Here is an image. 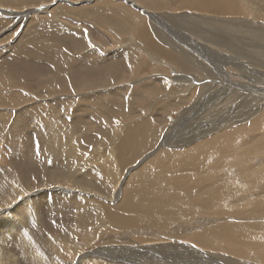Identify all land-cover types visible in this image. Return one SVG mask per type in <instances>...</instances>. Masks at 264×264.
Here are the masks:
<instances>
[{
    "label": "rangeland",
    "instance_id": "1",
    "mask_svg": "<svg viewBox=\"0 0 264 264\" xmlns=\"http://www.w3.org/2000/svg\"><path fill=\"white\" fill-rule=\"evenodd\" d=\"M42 1L44 0H0V60L7 59L13 64L11 66L0 62V108L6 111L19 109L60 111L62 121L69 123L70 129L74 131V134L65 136L82 135L79 142L69 144L66 140H62L65 136L48 138L41 137V134L37 133L34 135V144L38 143L34 146L32 155L44 157L43 153L46 149L42 141L58 139L59 142L49 144L51 152L55 154L64 152V155L68 156L70 166L78 172L79 176H86L89 182H106V185L81 190L80 186L55 182L45 175L34 177L30 187L18 184L23 179L29 178L27 171L38 159L25 155L14 142L7 131L11 120L9 118L5 134L0 140V221L4 224V232H0V255L14 259L12 264H264L262 260L264 259V212L260 214L257 212L264 208V205L256 207L252 202H248L254 198L264 201V192L260 186V183H264V173L248 172L236 175L233 169L225 171L227 174L223 176V179L226 185L223 186L227 187L226 192L232 194L238 191V197L247 200L244 203L238 202V206L218 204L220 209L218 207L198 210L194 209L195 205L187 206L171 191V195L167 194L159 207H163L174 216V223L155 222L152 219L145 221L143 236L142 238L138 236L140 239L124 238L121 232L149 210L123 209L116 206L118 199L124 195L125 187L129 186L128 180L133 178V170L141 165H147L145 169L152 171L151 166L161 161L162 167L158 169L159 173L177 176L175 185L177 180L184 176L196 175L198 178H205L201 185L194 188V195L187 196V191L181 190L183 200L188 201L187 198L193 199L196 196L201 199L206 198L213 191V185H219L221 182L220 171L208 165V158L218 160L221 164L229 160L240 162L241 158L246 156H249L250 161H254L252 152L259 153L260 150L252 146L259 140L264 141V134H257L254 142L248 144L246 148L242 141L246 135L238 136L237 127L236 132L229 137L231 147H228L221 155L219 152L223 149L214 150L205 138L216 126L238 119V109L234 114L225 110L234 106V102L238 103V90L242 85L253 83L256 86L253 88L255 91L264 87V82L257 81L264 76V57L256 62L238 61V56L224 52L228 60L222 72L215 64L214 57L209 54L210 42L204 38L200 41L204 34H210L206 29L202 31L203 33L199 32L201 35L197 36L186 27L180 28L183 34L188 33L186 35L188 39L184 36L182 41L175 36L179 26L174 28L167 26V29L161 22L157 23L161 24L162 37L169 36L174 39V42L168 46L170 50H167L169 53L167 57L145 46L144 41L138 37V27H129L126 32L123 27L119 30L114 25L113 35L109 34L107 29L98 28L90 18L80 15L81 9L89 8L100 15H107L113 23L129 26L136 11L131 5L129 10L127 8L129 5L122 2L123 0L119 2L98 0L95 3L94 0H55V3L50 0L44 5L37 6ZM134 1H138L143 6L138 9L146 15H144L145 20L138 18L136 21L143 28L145 22L153 19L145 11L144 4L139 0ZM163 3L166 6L160 3L157 6L158 9L153 12H167L168 14H163L165 20H162L166 23L185 24L186 20L182 16L185 13L189 16L188 23L193 19L217 18L214 14H204L205 11L199 7L183 6L178 3V0H163ZM115 5L117 9H114ZM112 8L113 12H109ZM232 8H235L234 5ZM186 9L189 10L184 11ZM123 11H127V16L122 15ZM235 13L220 15L218 19L220 21L234 20ZM258 20L264 28V17ZM54 22L56 27L50 26L46 31L43 30L44 26ZM73 28L87 30L90 40H93L92 42L89 40L87 48L99 50L98 54L103 59L102 64L97 66L98 70L102 71L89 82L91 85L88 83L90 88L81 89L76 93L73 90L70 91L61 81L65 74L59 71L57 73L53 68L58 62L64 63L67 60L62 51H59L57 55H51V61L48 62L54 65L47 64L50 71L52 69L55 72H50L49 77L56 78L57 83H51L42 78L27 77L30 70L24 71L23 64L32 57L30 49L36 41L41 39L42 34L55 40H58L59 36H65L68 41L72 40L71 29ZM246 40V48L254 52L250 41ZM173 43L184 53L190 54L196 65L176 64L171 58L177 54L172 49ZM127 44L141 47L139 51L129 53L126 58H118L115 53H119L124 45L128 46ZM11 47H13V53L7 51ZM43 50L45 52V49ZM212 50L217 52L215 47ZM77 52L79 51L70 52L69 56L78 58L80 54ZM111 54H115L112 56L116 58L109 59ZM28 63L31 64L30 61ZM85 66L87 67V65L82 66L81 63L78 65L80 69ZM182 66L185 67V72L181 70ZM208 71H212V74L203 76ZM224 77H228L227 82H234L237 88L228 87L227 83L222 84ZM88 94L93 97L107 98L110 95L114 97L109 108L100 107L101 118L81 116L75 112L77 108L85 106V101L81 100L80 96ZM225 94L227 97L223 96ZM74 97L75 99H72ZM156 102L167 108L164 125L160 123L159 115L150 112L151 104ZM217 102L219 107L215 105ZM67 110L71 113L68 114ZM154 118L159 122L155 124ZM61 123V121L58 122V125ZM108 123L112 125L107 126ZM118 125L120 127H117ZM130 125L132 126L128 127ZM124 128L126 133L123 136L142 142L146 147L126 159V165L121 168L120 175L112 167L98 170L101 164L95 161L94 154L102 153L104 150L101 146L106 145L105 137L122 136ZM116 130L118 133L115 132ZM260 132H262L261 129L258 130V133ZM23 141L24 138L19 139L18 144ZM178 143H181L180 149H182L180 160L174 155V149ZM67 146L73 147L66 154L64 148ZM82 150L88 152L87 161L89 162L85 164L76 162V156ZM127 156L125 153L124 158ZM50 159L54 158L45 159L44 164L40 166L48 165ZM202 167L212 173L197 169ZM94 175L97 178H94ZM176 186L181 189V185ZM72 194L77 195L78 199L71 197ZM227 201H230L229 197ZM21 206L26 207V211H22ZM87 209L99 210L114 224L105 226L103 219L95 216L87 223ZM130 214L138 215V217L130 218L128 216ZM201 215L204 219H213L214 222L194 224L188 221L189 218L198 219ZM233 221L239 225L250 226L249 231L252 230L254 233L251 231L247 233L252 235L251 238L254 240L244 239L243 243H237L230 249H219L202 242V237L207 236L208 232L220 223L227 224ZM179 224H184V229L192 232L190 234L192 238L189 236L187 239L168 238L174 232L182 231L183 226L179 227ZM245 225H243L244 228ZM95 231L99 232L94 234ZM217 239L221 241L222 247L227 245L225 240L220 237ZM139 240L143 241L139 242ZM143 249L150 254L143 252ZM257 252H260L262 259L257 260Z\"/></svg>",
    "mask_w": 264,
    "mask_h": 264
},
{
    "label": "bare ground",
    "instance_id": "2",
    "mask_svg": "<svg viewBox=\"0 0 264 264\" xmlns=\"http://www.w3.org/2000/svg\"><path fill=\"white\" fill-rule=\"evenodd\" d=\"M49 1L50 0H44L40 3V5H37V6H41V4L44 5L45 3ZM96 1L98 0H94L93 2L95 3ZM116 1L119 2V0H116ZM139 1L146 6L144 8L145 11H147L153 19L152 21L145 22L143 25V28L141 27V24L139 22L136 23V21L138 18L144 19L146 15L144 14L145 15L144 16L143 13L138 9L142 5H140L138 1H134V0H123L122 1V2H126L129 5L127 7L129 8V10H130V5H131L133 7L132 9L136 11V13H134V19L131 22V24H129V26H123L122 24H119V23H113L107 15L105 14L100 15L98 12L93 11L89 8L81 9L80 15L82 17L85 16V17L90 18V20L95 22L94 24L98 28L107 29V32L113 35H114V30H113L114 25H116L119 30L121 27H123L124 31L126 32L128 31L129 27H138L139 28L138 37H140L144 41L145 46L149 47V49L153 50L155 53L157 52L167 57L169 56V53L167 50H170L168 46L171 45V42H174V39H172L169 36L162 37L161 36V28H162L161 24L158 25L157 23L161 22L162 26L166 28L167 26H172L173 28L179 26V28H177L178 31L175 36L176 38L182 41H184V36L188 35V33L185 31H184L185 34L181 32L183 27H186L192 30L197 36L201 35L199 34V32L205 31L206 29V31H208L210 34L208 35L204 34L203 37H201L200 41H202L203 40L202 38H204L205 40L210 42L211 47L207 45L209 48V54H211L214 57L215 64L219 67V69L222 70V72L224 71L223 70V68H225L224 65L227 64V60H228L224 52H229L233 55L238 56V61L248 60L250 62H256L260 60L262 57H264V28L262 27V25L260 24V21L258 20L264 17V0H178V3H181L183 6L185 5L186 7H199L203 11H205L204 14H211V15L214 14L217 16V18L193 19L192 21L188 23L189 16L188 14L185 13L184 15H182L184 16V19L186 20L185 24L183 25H174V24H170L169 22L166 23L162 21V20H165V18L163 17V14H168L167 12H162V13L153 12L154 10L158 9L157 6L160 5V3L162 5H165L163 3V0H147L148 2H145L144 0H139ZM232 5H234L235 8H232ZM117 8L118 7L115 5L114 9H117ZM187 10L189 9H186L184 11H187ZM109 12H113V8L109 10ZM233 13H235L234 20L228 19L227 21H220L218 19L220 15L233 14ZM122 15L127 16V11H123ZM33 21L34 20L32 19L31 22L33 23ZM186 24L188 26H185ZM50 26L56 27V22L52 23L49 26H44L43 30L46 31ZM194 27L196 29H194ZM180 28L182 29L180 30ZM79 29L80 28L71 29L72 40L70 39L68 41L65 39V36L64 37L59 36V39L55 40V39H49L45 34H42L41 39L36 41L33 44V48L30 49L32 53V57L26 61L27 65L25 64L23 67L24 71H27L28 69L30 70L27 77L42 78L51 83H55L57 82V79L54 77L53 78L49 77L50 75L49 73L50 72L53 73L54 71L58 73L59 71L60 73L65 74V77L61 81L68 86L70 91L73 90L74 92L78 93L80 92L81 89H84V88L89 89L91 85L89 82H91L97 76L98 72L102 71L101 69L98 70L97 66H100L102 64L103 59L101 58L100 54H98L100 53L99 50L96 51L93 48H87L89 42L90 41L92 42L93 40H90L89 34L87 35L86 33L87 30H83V29L79 30ZM116 34L118 33L116 32ZM92 35H94V33ZM60 37H63V38H60ZM246 39L250 41V46L254 49V52H251L249 49L246 48V41H247ZM196 43L193 42L194 45ZM194 45H193L194 47L193 49L196 48ZM172 46H174L172 49L175 52H177V54L171 58L176 64L196 65V62L194 61V59L192 58L190 54L184 53L179 47H176L174 43ZM140 47H141L140 45H134V44L133 45L131 44L128 46L124 45V47L121 48L119 53H115V54L118 55L117 56L118 58H126L129 56V53L132 54L134 51H139ZM214 47L217 49L216 53L212 50ZM94 48L98 49V47H94ZM43 49H45V52ZM75 50L79 51L77 52L80 54L78 58L77 56H69L70 52H75ZM7 51H9L10 53H13V47L7 49ZM59 51H62L63 54L66 55L67 60L64 63L58 62L56 65H54L52 62H48V61H51V55L53 54L57 55ZM115 54H111L109 56V59H113L114 57L116 58V56H112ZM82 60H86V61H82ZM29 61L31 62V64L28 63ZM0 62L6 65L13 66L11 61L7 59L0 60ZM48 63L55 66V68H53L54 71H52V69L50 71V69L47 66ZM80 63L82 64V66L87 65V67L85 66L83 69H80L78 67ZM181 70L185 72V67L182 66ZM211 74H212V71H208V72H205L203 76L211 75ZM209 78L210 77H208L207 79ZM224 78L225 80L222 79L223 80L222 84L227 83L228 87L235 86V88H237L234 82L232 81L227 82L228 77H224ZM212 81L214 82V80ZM257 81L264 82V76L262 78H259ZM218 85H221V83H218ZM254 87L256 86H254L253 83L242 85L241 89L238 90V103L234 102L233 103L234 106H230V107L228 106L229 109H226L227 107H225L226 109L225 111L229 112L230 114H234L238 109V119H232V120H229L228 123L226 124L218 125L215 128L211 129L209 133L207 134L205 141H207L214 150L221 151L223 149L222 152H219L220 155L221 153H223V151H226L228 147H231V139L229 137L232 136L236 132L237 127H238V136L240 134L246 135V137L242 139V141H244L243 144L246 146V148L248 147L247 146L248 144L254 142V138L257 136V134H264V87L260 88V90H257V91L253 90ZM252 92L254 94H251ZM73 95H75V93ZM223 96L227 97L226 94ZM72 99H75V97ZM80 99L85 101V106L77 108L75 110L76 113L80 114L81 116L88 115L89 117H92V118H101L100 107L105 106L109 108L112 104V99H114V97L111 95L108 96L107 98H105L104 96L93 97L91 94H88L82 97L80 96ZM7 104L8 102L5 104V106ZM215 105H218L219 107V102L215 103ZM67 112L68 114L71 113V111L69 110H67ZM150 112L153 114L159 115L161 117L160 123L164 125V123L166 122V115H167L166 114L167 108L165 105L159 104L157 102L155 104H151ZM9 118H11V120H10V125L7 127V131L11 134V137L14 140V142L17 144L19 149L25 155L38 159V160L34 159L35 163L31 164L29 171H27V173L29 174L28 175L29 178L23 179L18 184L24 187H30L33 184L32 179L34 177L45 175L55 182H60L62 184L71 183L73 185L80 186L81 190H84L83 188L89 189L95 186L101 187V186L106 185V182H100V181L89 182L87 181L86 176H79L78 172L74 171L72 169V166H70L68 162L69 161L68 156H65L64 152L58 153V154L51 152L49 150L50 148L49 144L54 143V142L56 143L59 142L58 139L42 141V144L46 149L44 153L42 152L44 157L40 158L38 156L32 155L33 150L35 149L34 146H37V143H38L36 142V144H34L35 134L40 133L41 137H48V138L65 136L66 134H74V131L70 129L69 123H67L66 121H62L60 111L48 112L46 109H41V110H36V111H29L26 109H22V110L19 109L17 111H14V110L6 111V110H3V108L1 107L0 108V140L2 136L5 134V128L8 124ZM60 121L62 123L61 125H58V122ZM153 122L156 124L159 121H157L154 118ZM131 126L132 125L128 127H131ZM260 129L262 130V132L258 133V130ZM37 136L39 137V134ZM21 138H24V141L21 144H18V140ZM180 145L181 143H178V146L174 149V155L179 160H180V154L182 150L180 149L181 148ZM252 147L257 150H260L259 153L252 152L254 153L253 154L254 161L252 160L253 162L250 161L249 156L248 157L246 156L247 159L246 157L245 158L242 157L240 162L238 161L233 162L232 160H229L223 164H221L218 160L214 161L212 158L207 159V163L211 168L220 171L219 177L221 179V182L219 185L214 184L213 191L210 192L209 196L203 199L196 196L193 199L187 198L188 201H185L183 200V195L181 191V190L187 191V196L194 195L195 193L194 188L198 185H201L204 182L205 178L202 179L203 177L198 178L196 175H191V176H184L180 178L179 180H177L176 185H181V189L175 185L177 176L172 177L170 175H159V176H156V178L161 180L164 187H168L169 191L164 194L171 195L170 192L172 191L176 196L182 199V201H184L187 206L195 205L194 209L207 210L209 208H218L219 207L218 204H227V205L233 204L234 206H238V202L244 203L247 200L244 199L243 197H238V191H235L232 194L227 193L225 189L227 187L223 186L225 184V180L223 179V176L227 174L225 172V171H228L227 169L229 170L233 169L236 175L238 174L241 175V173H248V172L263 174L264 173V141L259 140L255 142V144ZM87 156H88V152L86 150L80 151L76 156V162L83 163V164L89 162L87 161ZM49 158H54V159H50L49 161L50 163L48 165L40 166L44 164L45 159H49ZM90 164L94 165L93 162H90ZM161 167H162L161 161H157V163L153 166L154 169H160ZM107 168H110V167H107ZM114 169L116 170V168ZM197 169L208 170L207 168H204V167L197 168ZM98 170H105V169H98ZM208 171L212 173L210 170ZM135 177L139 179V177L141 176H135ZM94 178H97V176L94 175ZM227 184H230V183H227ZM260 184H261L260 186L262 187V191L264 192V183H260ZM67 191L69 190L67 189ZM71 197L76 199L77 195L72 194ZM228 197L230 198L229 202L227 201ZM248 202L250 203L252 202L256 207H260L264 205V201H261L259 198H254L252 201H248ZM22 206H21V210L26 211L25 210L26 207H22ZM87 210H88V215L86 216L87 223L91 220L92 217L95 216L98 218H102L105 226H111L112 224H114L107 218L106 214H101L99 210H93V209L92 211L90 209H87ZM257 212L259 214L263 213L264 208H261ZM189 215H191V213ZM150 219L154 220L155 222L162 221L166 224H172L175 221L174 216L170 212H168L163 207H158L156 209L144 212L138 219L135 220L134 224H132L131 226L125 227L121 232L122 236L124 238H129V239L142 238L143 231H144L143 224L145 221H148ZM210 220H207L206 218L204 219L201 215L200 218L198 219L196 217L189 218L188 221L194 224H201L203 222H207V223L214 222L213 219L211 221ZM233 222L227 223V224L220 223L219 226L209 231L207 236L202 237V242L204 243L206 242L210 246L214 245L218 247L219 249H222V248L230 249L233 245L237 243L238 244L243 243L244 239L254 240V238H251L252 235L250 236L247 233L249 229H251L249 228L250 226L248 227L245 224H243L246 226L244 228L243 225H239V223L237 224L235 222H234L235 224H233ZM120 225L125 226L126 224H120ZM178 226L179 227L183 226L182 231L174 232L171 236H168V238H174V239H177V238L185 239L186 238L187 239L188 236L189 238L191 237L190 234L192 232L186 231L184 229L185 228L184 224H179ZM2 231L4 232V224L3 222L0 221V232L3 233ZM250 231L251 233H254L252 230ZM96 232H99V231H95L94 234H96ZM138 236H140V238H138ZM217 237H220L222 240H225L227 245L222 247L220 244L221 241H219ZM199 238H201V236H199ZM142 241L143 240H139V242H142ZM29 245L30 244L28 243V246ZM126 250H129V249H126ZM142 251L145 253H149L146 249H143ZM159 252L161 253V251ZM4 255H7V254H4ZM256 255H257L256 256L257 260L261 258L260 252H257ZM13 260L12 258L9 259L8 257L0 255V264H12Z\"/></svg>",
    "mask_w": 264,
    "mask_h": 264
},
{
    "label": "crops",
    "instance_id": "3",
    "mask_svg": "<svg viewBox=\"0 0 264 264\" xmlns=\"http://www.w3.org/2000/svg\"><path fill=\"white\" fill-rule=\"evenodd\" d=\"M27 65L26 61L24 65ZM58 82V80H57ZM55 82V83H57ZM66 85V84H65ZM67 86V85H66ZM112 123H108L107 126H111ZM117 127H120L119 125ZM115 132L118 133V130ZM126 133V128L123 130V135ZM112 136L109 135L105 137V147L102 153H95V161L101 164L100 169H106L107 167L116 168V172L120 175L121 168L126 165V159L135 154L139 153L145 144L136 140H133L130 137L125 136ZM82 135L75 136H65L62 140H66V143H75L77 144ZM159 140V139H158ZM73 146H67L64 148L65 153L67 154ZM49 150H51L49 148ZM111 150V152H110ZM125 153L127 157L124 158ZM124 158V159H123ZM147 165H141L133 170V178L128 180L129 186H126L124 189V195L119 199L117 207L123 209L131 208H141L145 210H151L153 208L159 207L162 203L163 198L167 195L164 194L168 192V187H164L161 180L157 179V175H161L158 169H154L152 165V171H147L145 169ZM135 176H141V179H138ZM103 206V205H101ZM130 218L138 217V215L130 214Z\"/></svg>",
    "mask_w": 264,
    "mask_h": 264
},
{
    "label": "snow or ice",
    "instance_id": "4",
    "mask_svg": "<svg viewBox=\"0 0 264 264\" xmlns=\"http://www.w3.org/2000/svg\"><path fill=\"white\" fill-rule=\"evenodd\" d=\"M53 3H55V0H53ZM193 247H195V246L193 245Z\"/></svg>",
    "mask_w": 264,
    "mask_h": 264
}]
</instances>
